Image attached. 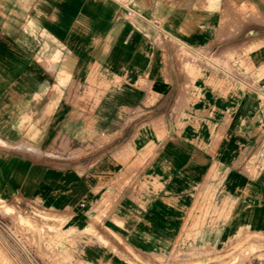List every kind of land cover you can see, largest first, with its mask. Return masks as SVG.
<instances>
[{"label": "crops", "instance_id": "obj_1", "mask_svg": "<svg viewBox=\"0 0 264 264\" xmlns=\"http://www.w3.org/2000/svg\"><path fill=\"white\" fill-rule=\"evenodd\" d=\"M158 3L0 0V198L62 226L33 243L0 227V264L169 258L203 217L208 173L221 240L264 231V0ZM76 84L94 90L93 113L70 103ZM77 115L114 134L110 152L33 155L56 157L43 149Z\"/></svg>", "mask_w": 264, "mask_h": 264}, {"label": "rangeland", "instance_id": "obj_2", "mask_svg": "<svg viewBox=\"0 0 264 264\" xmlns=\"http://www.w3.org/2000/svg\"><path fill=\"white\" fill-rule=\"evenodd\" d=\"M161 1L156 0V4H161L158 3ZM71 97L70 103L73 104L76 111L84 113L88 111L91 114L98 105V100L94 96V90L92 88H85L80 84L75 85ZM77 120L79 121V126L76 127V130L61 132L68 137L65 136L61 142L59 141L53 144L48 149H43L52 152L56 157L37 155L35 153L33 155L53 163H59L60 166H63L68 161H71L63 157L84 155L101 156L112 150L110 146L114 143V134L110 135V133L95 131L93 116L82 117L77 115ZM176 121H178V117H176ZM214 144H217V142ZM77 145L81 146V148H78ZM0 146L7 148L2 145ZM208 152L215 155L216 145L210 147ZM143 154L148 153L145 151ZM214 166L213 163L209 170L210 172L214 169ZM128 181L126 180L125 182ZM211 182L210 174L208 173L199 185L204 193L203 204L205 206L203 209V217L201 221H198L196 218V223L192 225L194 226V231H188L186 233L184 239L186 246L183 245L180 247L178 245L169 258H156L154 263L146 262L145 264H264V231L239 229L230 235L225 234L221 240V231L226 225L227 217L226 211L224 210L225 201L218 213L220 224L216 228L212 224L211 218L208 219L211 200L216 198V193L210 191ZM32 210L34 211L33 214L27 211V209H24L20 205L19 200L8 201L0 198V227H3L12 236H22L24 232H28L26 237L28 243H33L36 235L40 236V233L44 234L45 231L54 233L56 238L61 237L62 226L59 228L42 226L43 224L40 227L35 226L34 219L38 217L44 220L45 216L39 211ZM30 214H32V218H30ZM73 232L76 233L74 229H70L68 233L72 234ZM80 233H91V236L96 241L102 238L101 233L91 227L84 229ZM102 240L106 243L103 238Z\"/></svg>", "mask_w": 264, "mask_h": 264}, {"label": "built area", "instance_id": "obj_3", "mask_svg": "<svg viewBox=\"0 0 264 264\" xmlns=\"http://www.w3.org/2000/svg\"><path fill=\"white\" fill-rule=\"evenodd\" d=\"M32 259H33V261H32V262H33V264H36V262H35V259H34V258H32Z\"/></svg>", "mask_w": 264, "mask_h": 264}]
</instances>
